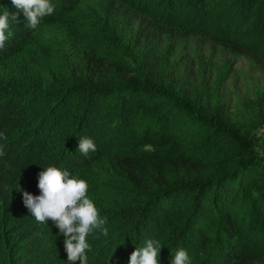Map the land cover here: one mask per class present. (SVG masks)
I'll return each mask as SVG.
<instances>
[{
	"label": "trees",
	"instance_id": "trees-1",
	"mask_svg": "<svg viewBox=\"0 0 264 264\" xmlns=\"http://www.w3.org/2000/svg\"><path fill=\"white\" fill-rule=\"evenodd\" d=\"M80 1L50 0L53 17L76 13ZM94 5L108 52L70 78L42 70L38 34L52 14L31 29L12 0H0V14L17 17L0 49V264H68L63 235L36 222L20 191L39 195L38 173L49 165L79 173L107 217L108 235L87 237V264H129L148 239L162 244L160 264L178 248L190 264H264V162L231 155L236 140L222 118L203 114L195 92L154 79L149 58L166 30L204 33L234 51L242 41L261 45L264 0ZM81 137L96 151L79 153Z\"/></svg>",
	"mask_w": 264,
	"mask_h": 264
},
{
	"label": "rangeland",
	"instance_id": "rangeland-1",
	"mask_svg": "<svg viewBox=\"0 0 264 264\" xmlns=\"http://www.w3.org/2000/svg\"><path fill=\"white\" fill-rule=\"evenodd\" d=\"M94 2L82 0L76 13L66 8V16L53 17L58 15L54 11L41 26L37 42L43 71L72 78L104 59L107 23L96 13ZM69 5L70 1L65 3ZM251 43L242 41L241 51H234L204 33L166 30L149 58L154 79L195 92L203 114L215 121L222 118L221 123L236 137L235 149L229 148L231 155L242 157L249 152L264 162V42L255 47ZM16 167L23 170L21 164ZM99 168L94 166L92 171Z\"/></svg>",
	"mask_w": 264,
	"mask_h": 264
},
{
	"label": "clouds",
	"instance_id": "clouds-1",
	"mask_svg": "<svg viewBox=\"0 0 264 264\" xmlns=\"http://www.w3.org/2000/svg\"><path fill=\"white\" fill-rule=\"evenodd\" d=\"M12 4L23 11L27 27L36 29L42 18L54 12L50 0H12ZM15 15L5 11L0 14V49L13 35L10 31L9 17ZM2 137V134H0ZM6 139V137H3ZM96 145L91 138L81 137L78 152L87 156L95 152ZM4 146L0 145V156H3ZM39 195L22 191L23 204L29 210L36 222L48 224L52 221L64 237V251L68 264H87L86 251L90 250L87 237L94 230L108 235L107 217H101L94 200L88 195L89 185L79 173L73 174L67 169L49 165L38 173ZM162 244L157 239H148L144 246L136 247L131 252L129 264H160ZM171 264H190L189 256L184 248H178L172 256Z\"/></svg>",
	"mask_w": 264,
	"mask_h": 264
}]
</instances>
